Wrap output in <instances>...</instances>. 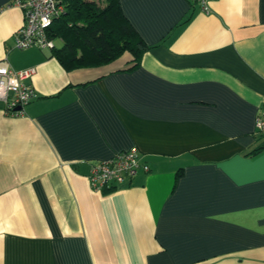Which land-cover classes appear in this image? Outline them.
<instances>
[{"label": "crops", "instance_id": "1", "mask_svg": "<svg viewBox=\"0 0 264 264\" xmlns=\"http://www.w3.org/2000/svg\"><path fill=\"white\" fill-rule=\"evenodd\" d=\"M118 2L148 45L131 72L15 48L0 0V65L36 70L22 115L0 103V264H264V0ZM132 147L149 170L93 190Z\"/></svg>", "mask_w": 264, "mask_h": 264}, {"label": "trees", "instance_id": "2", "mask_svg": "<svg viewBox=\"0 0 264 264\" xmlns=\"http://www.w3.org/2000/svg\"><path fill=\"white\" fill-rule=\"evenodd\" d=\"M62 4V12L47 29L53 42L51 54L62 67H100L123 56L128 59L121 71L139 67L148 45L124 16L118 0H63ZM57 39L60 45H56Z\"/></svg>", "mask_w": 264, "mask_h": 264}, {"label": "built area", "instance_id": "3", "mask_svg": "<svg viewBox=\"0 0 264 264\" xmlns=\"http://www.w3.org/2000/svg\"><path fill=\"white\" fill-rule=\"evenodd\" d=\"M198 4L200 9L208 13L209 0H186ZM63 0H11V4L20 8L24 14L23 24L16 30L14 46L25 49L36 46L51 49L53 42L47 29L52 20L63 10ZM35 68L14 70L10 66L0 65V103L8 116H19L24 107L36 97V92L29 82L35 74ZM255 130L264 133V102L261 113L255 120ZM147 172L149 166L142 161L135 147L115 153L93 163L90 166L88 181L90 187L98 192L117 188L131 180L139 171Z\"/></svg>", "mask_w": 264, "mask_h": 264}, {"label": "rangeland", "instance_id": "4", "mask_svg": "<svg viewBox=\"0 0 264 264\" xmlns=\"http://www.w3.org/2000/svg\"><path fill=\"white\" fill-rule=\"evenodd\" d=\"M56 45H60V41L56 40L55 41Z\"/></svg>", "mask_w": 264, "mask_h": 264}]
</instances>
